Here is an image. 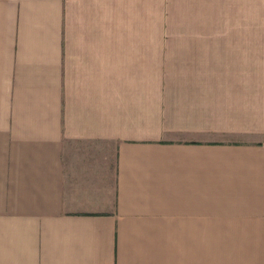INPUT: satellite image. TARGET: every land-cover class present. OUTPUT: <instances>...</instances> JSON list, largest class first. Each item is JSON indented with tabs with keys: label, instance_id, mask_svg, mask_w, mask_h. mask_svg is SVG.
Returning a JSON list of instances; mask_svg holds the SVG:
<instances>
[{
	"label": "crops",
	"instance_id": "obj_1",
	"mask_svg": "<svg viewBox=\"0 0 264 264\" xmlns=\"http://www.w3.org/2000/svg\"><path fill=\"white\" fill-rule=\"evenodd\" d=\"M0 264H264V0H0Z\"/></svg>",
	"mask_w": 264,
	"mask_h": 264
}]
</instances>
